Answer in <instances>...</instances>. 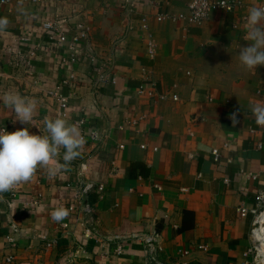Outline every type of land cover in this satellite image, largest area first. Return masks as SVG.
Masks as SVG:
<instances>
[{"label": "crops", "instance_id": "1", "mask_svg": "<svg viewBox=\"0 0 264 264\" xmlns=\"http://www.w3.org/2000/svg\"><path fill=\"white\" fill-rule=\"evenodd\" d=\"M189 1L9 0L0 7V19L8 21L0 29V96L16 91L37 102L27 125L0 101V128L47 135L46 121L63 118L79 136L75 122L82 119L84 132L99 136L82 141L67 175H51L52 164L38 166L29 181L14 186V196L0 193V264L245 262L255 242V197L264 191V126L252 113L264 103V66L245 69L238 57L249 43L247 11L264 2L227 0L241 6L215 11L201 26L156 19L186 12ZM52 21L66 23L68 40L73 27L85 23L93 55L115 83L94 91L96 65L84 43L70 62L68 44L50 40L42 27ZM147 34L155 43L153 59ZM71 75L72 84L61 90L67 97L61 117L53 92ZM152 83L156 95L169 98L138 95L139 87ZM62 157L58 149L54 162ZM82 166L86 172L79 176ZM87 177L104 185L87 198L94 209L91 226L67 211L74 186ZM57 211L67 213L61 224L51 222ZM259 231L264 240V222ZM149 237L153 252L144 241Z\"/></svg>", "mask_w": 264, "mask_h": 264}, {"label": "clouds", "instance_id": "2", "mask_svg": "<svg viewBox=\"0 0 264 264\" xmlns=\"http://www.w3.org/2000/svg\"><path fill=\"white\" fill-rule=\"evenodd\" d=\"M7 19H0V29L7 26ZM247 46L239 51L242 67L254 70L264 66V7H250L246 15ZM0 101L10 108L21 124L33 119L37 102L34 98L22 96L16 91H7L0 96ZM255 123L264 126V103L253 106ZM237 123L236 114L232 116ZM47 135L31 134L29 128L8 132L0 128V193L9 191L21 182L29 181L38 166H53L50 174L67 175L69 166L79 159L83 143L76 131L63 118L46 121ZM58 149L63 150L62 162H54ZM67 219V213L55 212L51 217L53 224H61Z\"/></svg>", "mask_w": 264, "mask_h": 264}, {"label": "built area", "instance_id": "3", "mask_svg": "<svg viewBox=\"0 0 264 264\" xmlns=\"http://www.w3.org/2000/svg\"><path fill=\"white\" fill-rule=\"evenodd\" d=\"M27 0H15L16 4H21ZM32 2H36L37 0H31ZM264 2V0H262ZM9 3V0H0V7L6 5ZM241 6V2L238 1H227V0H218V1H209V0H190L187 4V11L177 13L174 15H159L156 19L158 21H163L164 19L170 20V21H182L186 23L187 25H196L201 26L204 24L210 15L218 10H224L227 12L233 11L236 7ZM264 7V3L260 6ZM64 21H52V22H45L42 27L45 30V32L48 34L50 40H56L57 43H67L68 49L72 51V55L70 57V62L76 61V55L79 53V44L84 43V51L86 54L89 55V61L92 65H96V69L94 72V78H93V87L92 89L94 91H97L98 88L101 85L107 84L109 82L115 83V78L110 77V75L107 73V67H105L104 64H98L96 61V58L93 55V48L90 45L88 41L89 36V27L85 23H77L73 27L74 34L71 37V39H67L66 35L64 34L63 29L66 26V23L63 24ZM141 28L144 31H147V23L146 19H142ZM146 52L150 59H153L155 56V43L152 40V36L150 34H147L146 38ZM35 50H31L29 52V57H33L35 55ZM18 67V64H15ZM189 74V73H188ZM73 76L71 75L69 80H65L61 83V85H58L55 88V91L53 92V97L56 99L60 112L59 116L65 117V109L67 107V97L64 96L61 92L62 87L67 85L70 86L72 84ZM138 95L145 96L146 98L152 100L157 97L160 100H164L169 98V96L162 94V95H156L155 94V85L152 83L151 86H141L138 88L137 91ZM171 100L177 101L178 96L176 94L170 95ZM145 117V116H143ZM136 121H132L131 125H136ZM84 126V120L79 119L77 122H75V127L80 132L79 137L81 138V141H84L86 139L89 140H97L98 135L94 132L87 134L84 132L83 129ZM120 148H123V146H120ZM142 149H145V145H141ZM212 155L214 156V159L217 160L218 154L217 150H212ZM86 168L84 166L81 167V170L79 171L78 175L83 176L85 175ZM111 172L115 174L117 172V168L115 165H113ZM227 180H225L226 182ZM77 185L74 186V193H73V199L74 201L72 204L68 205L67 211L70 214L76 213V217L79 220V222L86 225L87 223L90 224V226L94 222V209L93 207L87 202V198L90 194L94 192H101L104 190L103 184L95 183L92 179L88 178L84 179L81 178L77 181ZM10 195H15V188L14 186L10 189ZM255 202L258 206V213L256 214L255 223L251 229V236L254 238L255 242H253L250 249H248L247 253L245 254V262L243 264H264V249L262 247V241L258 240V231L260 230L261 224L264 222V191L259 192V194L255 197ZM238 212L241 215L246 214L245 208H239ZM63 228H66V224H62ZM92 229L86 228L85 234L90 235ZM155 239L152 237L145 238L144 241L147 244V247L150 252L154 251L153 248V241ZM52 243H47V247L51 246ZM12 257L7 258V262L12 261Z\"/></svg>", "mask_w": 264, "mask_h": 264}, {"label": "bare ground", "instance_id": "4", "mask_svg": "<svg viewBox=\"0 0 264 264\" xmlns=\"http://www.w3.org/2000/svg\"><path fill=\"white\" fill-rule=\"evenodd\" d=\"M258 236V235H257ZM258 240H260V241H262V245H263V243H264V240H262V238H260L259 236H258Z\"/></svg>", "mask_w": 264, "mask_h": 264}, {"label": "water", "instance_id": "5", "mask_svg": "<svg viewBox=\"0 0 264 264\" xmlns=\"http://www.w3.org/2000/svg\"><path fill=\"white\" fill-rule=\"evenodd\" d=\"M260 234H262L260 231H258V236L260 237ZM263 259H264V256H263Z\"/></svg>", "mask_w": 264, "mask_h": 264}]
</instances>
